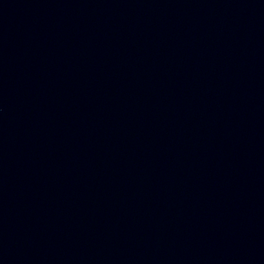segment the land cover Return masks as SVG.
Returning <instances> with one entry per match:
<instances>
[{
	"label": "water",
	"instance_id": "95a60500",
	"mask_svg": "<svg viewBox=\"0 0 264 264\" xmlns=\"http://www.w3.org/2000/svg\"><path fill=\"white\" fill-rule=\"evenodd\" d=\"M0 264H264V0H0Z\"/></svg>",
	"mask_w": 264,
	"mask_h": 264
}]
</instances>
